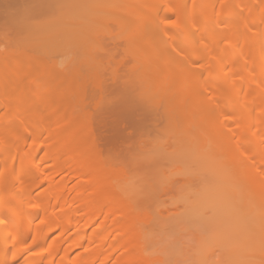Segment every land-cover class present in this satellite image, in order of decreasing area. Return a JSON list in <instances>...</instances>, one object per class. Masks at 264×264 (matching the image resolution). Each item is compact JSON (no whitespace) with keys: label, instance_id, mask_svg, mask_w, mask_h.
Wrapping results in <instances>:
<instances>
[{"label":"bare ground","instance_id":"6f19581e","mask_svg":"<svg viewBox=\"0 0 264 264\" xmlns=\"http://www.w3.org/2000/svg\"><path fill=\"white\" fill-rule=\"evenodd\" d=\"M186 2L170 0L162 16L158 15L163 25L143 33L140 46L135 47L132 44L135 32H144V12L162 4L154 6L150 0L0 1V264H158L163 261L148 249L147 243V226L152 225L156 216L149 210L147 201L144 202L149 196L145 195L149 192L155 196L165 190L166 187L160 188L167 179L156 178L157 155L151 149V139L147 142V136H143L140 141L139 137L140 153L146 155L145 161L139 163H145L146 167L139 163L138 167L144 171L134 166L137 163L133 164L135 168L131 167L134 174L141 170L136 183L127 188L113 185V176L123 180L129 173L128 167L123 164L122 155L120 159L115 156L118 162H123L117 164L104 157V152L113 151L95 142L93 113H82L81 123L79 114H75L80 106L74 104L71 96L76 90L73 87L77 86L82 89L79 100L87 106H102L112 96H117L118 105H127L136 96L123 98L122 92H129L131 85L137 86L143 75L145 81L154 75L151 87H158L159 91L151 87L152 90H143L146 91L143 99L149 105L146 107L147 102L144 105L143 99H139L145 106L142 108L151 105L150 108L155 107L154 114L156 107L161 106L160 114L164 113L174 125L166 121L168 125L163 128L168 130L172 125L176 131L172 134L164 131L167 137L171 134V139L181 138L180 132L186 133L190 139L194 138L191 142L195 143V149L197 144L200 151L209 154L212 150L211 155L218 154L217 174L223 181H231L228 188L218 193L209 188L196 196L190 187L192 181L201 178L197 172L189 173L186 181L180 182L189 189L186 203L199 202L201 208L194 215L183 209L185 227L198 225L207 229L216 221L221 207L233 205L244 217V223L231 224L229 232L237 251L233 264H246L247 252L253 257L252 264H264V0H194L192 16L182 18ZM175 17L179 20L177 33L176 23L168 20ZM117 21H122L119 24L124 26L125 33L116 35L119 40L127 41L124 47L118 46L114 37L113 26ZM213 25L218 26L211 32ZM167 27L176 34L164 52L158 30ZM233 28L235 31L227 32ZM65 41L89 57L80 63L59 65L50 49L55 43ZM180 42L183 44L177 47ZM114 47L124 54L120 52L115 58ZM127 58L132 61L127 66L132 72L123 70L130 64ZM43 70L52 73L36 80ZM2 75L10 78L1 79ZM141 90L138 93L142 96ZM22 91L28 92L26 106L17 97ZM122 98L130 100L123 103ZM230 102L234 103L233 112L224 118L232 111L227 106ZM25 107L27 112L23 111ZM152 109H148V114ZM122 110L116 112L120 116L127 113ZM156 116L150 122L156 123ZM145 117L147 120L151 116ZM68 120L73 125L76 123V129H70V136L64 138L67 131L64 123ZM147 121L143 127L149 131ZM147 131L144 135L149 134ZM179 140L173 142L174 152L183 148ZM223 216L217 219L222 227L226 226ZM224 245L222 239L209 247L197 248V262L200 259V264H209L215 247Z\"/></svg>","mask_w":264,"mask_h":264},{"label":"rangeland","instance_id":"374dc122","mask_svg":"<svg viewBox=\"0 0 264 264\" xmlns=\"http://www.w3.org/2000/svg\"><path fill=\"white\" fill-rule=\"evenodd\" d=\"M133 1H135V0H133ZM169 1L170 0H150V2L154 4V6L156 4L157 5L158 4H162V6L160 8H157V7L156 8H154V7L153 8H149V10L147 9L144 12V16H145V18H144V20H145L144 21V32H141L142 34L137 32V31L135 32V36H134L133 42H132V44H134L135 47L136 46H140V44H141L140 38L143 35V33H150V32H152V29L154 27H159V26L163 25V20L159 19L160 17L158 15L162 16V14L164 13V11H165V9L167 7L166 5H168ZM186 1L187 2L182 7L183 8V11L181 13L182 14V18H183V16L191 17L192 14H193V7H194L193 6V2H194V0H186ZM116 15L120 16L119 13L116 14ZM119 16H118V18H119V20H121V16L120 17ZM168 20L171 21V22L174 21L176 23V26L174 25L176 29L173 28L176 31V33L178 31H180L179 28H177V27H179L178 26V22H179L178 17L177 18L175 17L174 19H168ZM118 21H117V23H118ZM117 23L113 26L114 29H115L113 31L114 37L116 38L117 45L120 46V47L121 46L124 47L125 45H127V41H124L123 39L119 40L117 38L118 36H116V35H121L122 33H125V31L122 30V29H124V26H122L123 27L122 28L121 25H123V24H121V25L119 24V23H122V21H120L118 23L120 27L117 26ZM128 24L130 25L129 22H128ZM217 26L218 25H213L212 28L210 29L211 32L212 31L214 32V30H216ZM236 27H237V25H236ZM236 27H234V28H236ZM234 28L232 30H230V31H227V32L228 33H232L233 31H235ZM171 31H170V28H168V27L167 28H160L158 30V34L162 36L161 48H162V50H164V52L168 51L169 42L172 39L173 35L176 34L175 32H173V31L171 32ZM18 32H20V31H18ZM77 32H79V29H76V33ZM20 33H15V34H20ZM126 34H127V32H126ZM223 34H225V33H223ZM125 40H128V42H129V39H125ZM188 42L190 44L194 43L192 41H191L192 42L191 43L190 40H188ZM182 44H183L182 42L178 43L177 47H180ZM199 44H200V42H199ZM195 45L196 44H193V46H195ZM115 46H116V44H115ZM135 47H133V49H135ZM114 49H115V47H114ZM116 49L118 50L119 47L118 48L116 47ZM116 49H115V54H113L114 57L116 55L115 58H117V54L119 55L120 52L124 54V52H122L123 50L122 51L118 50V52H117ZM133 49H131V50L133 51ZM138 49H139V47H138ZM50 51H51L53 59L55 58V61H57L58 64L60 63V64H62L64 66L65 65L68 66V65H71L73 63H80L85 57L86 58L89 57L80 48L72 46L70 44V41H65L63 43L62 42L61 43H55L52 46V48L50 49ZM190 51H191L190 49L187 50V52H190ZM127 55L129 56V58L132 59V56H131L130 53H127ZM120 57L118 56V58H120ZM129 58H127L128 62L130 63L129 65H126L127 64L126 63L127 60H126V62H124V64L126 65V68H127L126 69V68L123 67L124 69L123 68L122 69L124 71L128 70L129 67H127V66L132 65L131 64L132 61H129V60H131ZM215 64L213 65V67H216ZM122 69H121V71H122ZM44 71L45 70L41 71V73L39 72L40 74H38V76H36V80L37 79L40 80V79L47 78L46 76H49L52 73V72H50V70H47L45 72ZM128 71L132 72L131 70H128ZM128 71H126V73ZM122 73L126 74L125 72H122ZM124 74H123V76H125ZM126 75H128V73ZM132 75H134V74H132ZM147 75H149V74H147ZM9 76L10 75H2L1 79L5 80V78H7ZM130 76H131V73H130ZM135 76H137V74L134 75L133 77H135ZM129 78L132 79V76L129 77ZM150 78H151V76H150ZM152 78L154 79V75H152ZM152 78L149 79L150 82L148 80H147L148 81L147 82V81H145L146 77L144 79V75H143V78H140V82H138L139 81V79H138L137 86H135L136 85L135 84V85H133L134 87L132 85L131 86L129 85L130 86V87H128L129 89L127 87L124 88V89L127 88L129 90V92L124 90V92H122V94L124 93L123 94L124 95L123 98L126 95L129 98H131L130 95H132V97L136 96V97H133L134 100L132 98H131V100L129 98H125V99H127V101L130 100L129 102L126 101L128 103L127 104L128 106L125 105L126 104L125 103V99H123V98H122L123 99V103H125V104L122 103L123 106L120 105V104L118 105V102L116 101L117 98L115 99V97H117V96H112V97H114L112 99L113 101L109 97L110 100H109V98L107 99L108 103H107V101H106V103H103L104 105L106 104L107 107L103 106V104H102V106H99V107H95L94 105L87 106L86 102L83 103L82 101L79 100V97L82 94V89H79V87L74 86L73 89H76V90L74 91L72 89L75 92V93L71 92L72 100H73L74 104H76L77 106H80V107H77L78 111H77V113L75 112V114H79V118H80V115L82 113H84L85 111L86 112L90 111L91 113H93V116H92L93 117V119H92L93 121H91V122H93L92 125L94 124L93 128H95L94 129V133H96V134H94V136L96 137V138L94 137L96 139L95 142L98 143L104 149L106 148V150H107V148L109 147L108 149L113 151V152H111V151L108 150L112 154H110V153L109 154H105V152H104V157H106L107 159H110V160L111 159L114 160V162L116 164L124 162L123 164L127 165L128 172H129L128 175L126 177H124L123 180L120 179L118 175H114L113 176L114 177V183H112L113 185H117L118 184V185H124L125 187L126 186L130 187V185H132V183L133 184H134V182L136 183V181L138 180L137 179V177H138L137 173H141V170H142L141 166H143L145 164V163L144 164L142 163V162L145 161L143 159V157L144 156L146 157V155L142 156V152H143L142 150H145L146 148L145 149H141L142 152L140 153V149L139 148H141L140 146H141L142 142L139 145V139H140L139 137H141L140 141H142V138H144L146 136L148 138V135H150L148 139L146 138V140L148 142V140L151 139L150 142L153 144V145H151V149L153 148V151L155 152V156L157 155L156 156L157 160L155 162V167H156V169H157L156 171L158 173H156L157 174L156 178H159V179L162 178V180H165L167 178L165 180L166 184H168L167 180H170L172 178L170 180V182H169V185L172 184V186L168 185L169 186L168 187V186H166L165 183L162 184V182H160V184H162L161 187H163V188H160V189L163 190L166 187L165 190L158 191L157 195H155V196L152 195V194L150 195L149 192H148V194L146 193V195H145V196H147V195H149V196H147V197L144 196L145 197L144 202L146 203V201H147V205L149 207V210L151 212H153V214H155V216H156V219L152 223V225H148L147 226V230H148L147 243H148V249L151 252L155 253L158 257H161L163 259V261L158 263V264H169V263L170 264H193V263H195V261L197 262L196 257L199 256L198 255V249L201 246L209 247L210 244L212 245L213 243H215V242H217L219 240H222V239L224 240L225 245L223 247L222 246H219L217 248L215 247L212 255L210 256L209 264H213V263L214 264L215 263L216 264H220L219 263L220 260H222L223 262L225 261L226 263L224 262V264H227V262H228V264H233L235 259H236V257H237V251H236V247L233 246V244L231 243V237H230V233L229 232H230V229H231V224L235 223V225L238 226V225H242L244 223V221H242V220H244L243 219L244 217L242 218V216H241L242 212L240 213L239 210L234 209L233 205H232L233 207L231 205H227L225 207H221L218 210V212L216 213V221L215 220L212 221L210 223L209 228L203 230L202 227H200V226L197 227L198 225L195 226V228L192 227L193 229L192 228H188V227L186 228L185 227V222L182 219V217H183V215H182L183 209L188 211L187 212L188 215H190V213H192V212L193 213L191 215H194L199 210L198 208H201V204L199 202H195V203H193V205H191L192 203H190V202L186 203V200H187V197H188L187 193L189 192V189L183 187L181 185V183H180L183 180L186 181V179L189 176V173L197 172L199 174L200 178H201L200 180H202V181H200L199 179L195 180V181H192L193 184L191 185L190 190L193 189L192 192L196 196H199V195H201V193L207 191V189H209V188H210V190L215 189L214 193H216V192L218 193L222 189L228 188V186L230 185L231 181H230V179H226L225 181H223L222 177H220L219 174H217L218 173V171H217L218 166L216 167V165L218 164V162H217L218 157H216V155H218V154H216L214 152L215 154L211 155L212 154V152H211L212 150L210 151L211 154L209 152L210 155L206 153V150H205V152L204 151H200L198 149L199 145H197V144H196V147L199 150V152H201V153L196 152L197 149H195V147H194L195 143H193L194 142L193 141L194 138L190 139L189 138L190 136L186 135V133L182 135V132L179 131L181 133V135L179 133H177V135L179 134V136H181V138L180 137L176 138L175 137L176 133L174 134V137L176 139H178V140L180 139L179 141L182 142V146H183L181 152L180 151L179 152H174L176 149L174 148L175 146H174L173 142H175L176 139H174L173 137H172L173 139H171V134L176 132V131H174L172 129L173 128L172 127L173 124L169 121V119L164 117V113H163V115H162V113L160 114L161 106H160V108L156 107L157 108L156 110L158 112V116L155 115L157 113L156 110L154 111L156 113L153 114V109L155 107L152 109V107L150 108L151 105L149 106L148 109H152L151 110L152 112L149 111L150 112L149 114L152 113V115H150L151 117L148 116L149 115L148 114V109H146V108L143 109L142 108V107H145V106L142 105V103L143 102L144 103L147 102V100H145L146 101L145 102L144 99H143L144 96H146V95H144L146 93V91L144 93L143 90H146V89L149 90L151 88H153V90H154L156 88V87L154 88V86L151 87V85H153V82L151 81V80H153ZM127 79H128V76H127ZM130 79H128V80H130ZM151 82H152V84H151ZM155 86H156V84H155ZM140 90H141V93H143L142 96L139 94ZM157 91H159V89H157ZM8 92H9V88H8ZM10 93H8V94L10 95ZM13 93H11V94H13ZM130 93H132V94H130ZM6 94H7V92H6ZM15 94L16 93H14L13 95H15ZM17 97H19L20 101H22V103H24L23 105H25V103L28 104L27 103L28 102V92H26V91L23 92L22 91V92L19 93V96H17ZM136 99H138V101ZM139 99L140 100L143 99L142 103L139 101ZM145 99H147V97H145ZM230 99H232V98H230ZM88 100H87V102H88ZM111 101H112V105L114 104L113 106H111ZM131 101H133L132 104H131ZM115 102H117V103H115ZM136 102H139V103H136ZM232 103L230 102L227 105L229 108L231 107L229 110H232V106H233ZM130 104H131V106H130ZM147 104H148V102L146 103V107H147ZM115 105L116 106L118 105L119 108H117L118 106L115 107ZM129 106H130L131 109L128 108ZM140 106H141V108H140ZM73 107H75V106H73ZM27 108L28 107H25L23 111H26V110L28 111ZM105 108L107 109V112H108V108H109V112L108 113L105 112L106 111ZM20 109H22V107ZM111 109H114V110L118 109V110L112 111ZM121 109L124 110V112L122 110L123 113L127 112L124 115L121 114V116L124 117L122 119H121V116L118 113L119 111L121 112ZM128 109H129V111H128ZM136 109H137V111H136ZM35 111H36V109H35ZM111 111H112V116L113 117L110 114ZM116 111H118V112H116ZM138 111H140V112H138ZM70 112L74 113V110H72ZM86 112H85V115H86ZM114 112L117 113L118 115L115 114ZM162 112H163V110H162ZM232 112H233V110L228 112V114L226 116L224 115V118H227V117L231 116ZM43 113L44 112H42L41 114H43ZM175 113H173V114H175ZM107 114H109V115H107ZM145 115L148 118L150 117V119H147L149 121H147L145 119L146 118ZM161 115L163 116L164 120L161 118L162 117ZM82 116H84V115L83 114L81 115V118L83 119ZM114 116H115V118H114ZM117 116H118V118H116ZM152 116H156L157 117L156 118V123H154L155 121H152L153 123L150 122ZM77 117H78V115H77ZM81 118H80V120H81ZM172 119H171V121H172ZM77 121L79 122L78 118H77ZM145 121H147V122H149L151 124V125L147 124L148 126H146V127H149L148 129H150L149 130L150 132L147 131V129H144V127H143V126H145ZM166 121L170 122L172 124V125H170L168 127L169 128L168 130L171 133V134H168V137L166 135L167 133H165L167 129L166 130L164 129L166 127V124L168 125V123H165ZM34 122H35V120H34ZM69 122L70 121L68 120L67 121L68 124L66 123V121L64 123V126L65 127L67 126L69 130L67 129V127L65 128L63 126V128H65V131L67 130L66 132H64V129H63V132L65 133V135L63 136L64 138L70 136L71 131H74V129H76V127L74 126L76 123L73 125L71 122H70L71 124ZM163 122H164L165 125L163 124ZM38 123H39V121H38ZM81 123H82V120H81ZM115 124H117V126ZM42 125H45V124L42 123ZM70 125H72V127ZM114 125H115V127H114ZM163 126H165V127L163 128ZM72 128H73V130H72ZM70 129H71V131H70ZM174 129L176 130V127H174ZM168 130H167V132H168ZM183 130H181V131H183ZM144 131H147L149 134L144 135V133H146ZM200 135H201V133H200ZM168 139L172 140V143L169 142L171 145H168L169 144L168 143V141H169ZM196 139H199L198 136L196 137ZM191 140L193 142H191ZM196 141H198V140H196ZM150 142L148 143L149 145L151 144ZM191 143H193V145ZM144 145H145V143L142 145V147ZM149 148H150V146H149ZM194 149L196 151H193ZM150 151L151 150H149V152ZM148 154H150V153H148ZM40 155H41V153L37 154L36 158L39 157ZM120 155H122L121 160L123 159V162L121 160H120L121 162H118V160H117V159H120V157H119ZM123 155H124V157H123ZM191 155H192L193 160L191 158ZM115 156H118V158L116 159ZM139 161H142V162L139 163ZM135 163H137V166H136ZM138 163H139V165H141L140 166L141 168L138 167ZM171 163H173V164H171ZM133 164H135L134 165L135 167H138L139 169H141L140 172L135 170V171H137V173L134 174L135 172H134V170L132 168H135V167L133 166ZM171 165L173 167H170ZM143 167L145 168L146 166L144 165ZM132 170H133V172H132ZM144 170H142V171H144ZM171 170H173V172H170ZM175 170H176V172H175ZM136 175H137V177H136ZM11 181H12V179H11ZM182 184H183V182H182ZM170 187H171V189H167V188H170ZM160 189H158V190H160ZM187 189H188V191H187ZM169 190H171V191H169ZM106 192H108V191H106ZM35 193H38V191L35 190ZM102 193H104V192H102ZM108 194H107V196L106 195L105 196L109 197L110 194H109V196H108ZM197 204H198V206H197ZM186 206H189V207H186ZM238 213L241 214V215H239ZM220 215L221 216L224 215L223 217L226 216L225 217L226 218V220H225L226 226L224 225L222 227L220 225V223L218 222L217 219L219 217H221ZM212 224H213V226H212ZM200 228H202V229H200ZM198 258H200V257H198ZM199 260L200 259H198V262L196 264H200ZM244 260H245L246 264H252L253 257L247 252V253L244 254Z\"/></svg>","mask_w":264,"mask_h":264}]
</instances>
